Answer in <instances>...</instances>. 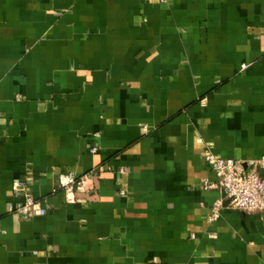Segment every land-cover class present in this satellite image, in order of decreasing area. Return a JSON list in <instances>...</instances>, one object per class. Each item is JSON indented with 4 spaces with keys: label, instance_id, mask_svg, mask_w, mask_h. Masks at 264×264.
Masks as SVG:
<instances>
[{
    "label": "crops",
    "instance_id": "obj_1",
    "mask_svg": "<svg viewBox=\"0 0 264 264\" xmlns=\"http://www.w3.org/2000/svg\"><path fill=\"white\" fill-rule=\"evenodd\" d=\"M207 152L264 155V0H0V264H264Z\"/></svg>",
    "mask_w": 264,
    "mask_h": 264
},
{
    "label": "built area",
    "instance_id": "obj_2",
    "mask_svg": "<svg viewBox=\"0 0 264 264\" xmlns=\"http://www.w3.org/2000/svg\"><path fill=\"white\" fill-rule=\"evenodd\" d=\"M245 67V65L242 66L243 69ZM95 151L93 149V152ZM205 160L215 173L217 180L212 183L205 179L203 188L216 189L222 195L215 200L210 209L207 218L209 223L220 218L225 200L232 209L246 213H264V155L252 161L249 170L235 159L218 157L211 152L205 154ZM87 178L88 176L78 177L73 172L59 174L53 192H66L69 195L68 201L74 203V191L80 190ZM12 191L15 200L7 205L9 214L17 215L21 219L47 215V210L41 202L26 192L23 180L14 179ZM121 194L124 195L125 192Z\"/></svg>",
    "mask_w": 264,
    "mask_h": 264
}]
</instances>
